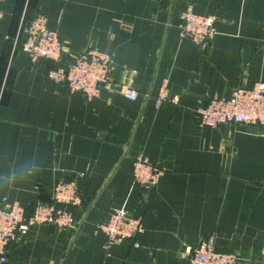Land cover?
Instances as JSON below:
<instances>
[{
    "label": "crops",
    "instance_id": "obj_1",
    "mask_svg": "<svg viewBox=\"0 0 264 264\" xmlns=\"http://www.w3.org/2000/svg\"><path fill=\"white\" fill-rule=\"evenodd\" d=\"M185 10L215 16L204 47L179 36ZM37 12L64 42L60 60L33 65L22 50L20 26ZM85 48L113 60L91 100L47 75ZM259 79L264 0H0V201L30 215L59 178L83 174L78 228H31L0 264H188L184 246L207 236L237 264H264V128L202 125L193 112ZM163 85L178 104L156 109ZM137 153L161 168L155 186L134 184ZM114 208L142 231L105 254L96 225Z\"/></svg>",
    "mask_w": 264,
    "mask_h": 264
},
{
    "label": "built area",
    "instance_id": "obj_2",
    "mask_svg": "<svg viewBox=\"0 0 264 264\" xmlns=\"http://www.w3.org/2000/svg\"><path fill=\"white\" fill-rule=\"evenodd\" d=\"M179 36L190 39L196 46L204 47L215 34L213 15H200L192 10L180 13ZM24 35L22 50L30 64H37L41 59L52 61L64 57V42L59 35L49 28L48 18L37 12L26 23L21 24ZM112 55L95 48H85L76 56L67 58L63 65L51 68L47 75L54 81L66 83L71 92L81 93L86 100L97 97L101 87L110 83ZM120 92L131 100L138 96V91L131 87H122ZM164 103L178 104V96H170L163 85L154 96L156 109ZM200 124L216 127L221 124H237L247 127L264 128V79H259L250 86H235L228 97H210L200 102L193 110ZM132 178L136 186H155L161 175V168L149 162L140 153L133 156ZM75 177L59 178L50 188L49 202L37 201L30 215L23 206L8 199L0 201V257L5 261L8 244L20 235H25L31 228L52 225L59 229L76 230L78 222L73 208L83 204V190L80 179ZM96 227L105 236V254L112 246L135 238L142 231L139 218H134L125 208H114ZM135 246L139 244L134 242ZM188 264H237L235 252H218L214 249L213 236L202 238L195 246H184Z\"/></svg>",
    "mask_w": 264,
    "mask_h": 264
},
{
    "label": "trees",
    "instance_id": "obj_3",
    "mask_svg": "<svg viewBox=\"0 0 264 264\" xmlns=\"http://www.w3.org/2000/svg\"><path fill=\"white\" fill-rule=\"evenodd\" d=\"M23 39H24V35H23ZM23 39H22V41H23ZM22 41H21V46H22Z\"/></svg>",
    "mask_w": 264,
    "mask_h": 264
}]
</instances>
